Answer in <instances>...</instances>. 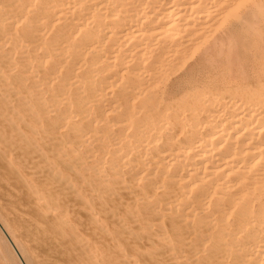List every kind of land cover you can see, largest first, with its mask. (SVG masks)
<instances>
[{
  "label": "bare ground",
  "instance_id": "obj_1",
  "mask_svg": "<svg viewBox=\"0 0 264 264\" xmlns=\"http://www.w3.org/2000/svg\"><path fill=\"white\" fill-rule=\"evenodd\" d=\"M229 3L0 0L11 261L264 264V80L227 77L264 17Z\"/></svg>",
  "mask_w": 264,
  "mask_h": 264
},
{
  "label": "rangeland",
  "instance_id": "obj_2",
  "mask_svg": "<svg viewBox=\"0 0 264 264\" xmlns=\"http://www.w3.org/2000/svg\"><path fill=\"white\" fill-rule=\"evenodd\" d=\"M249 55L251 56L250 58H248ZM257 56L258 58H256ZM259 57L261 58L259 59ZM247 58H248L247 59L248 61L247 69L248 70L242 69L240 70V72H236L234 75L232 74L227 75V77H232L229 81L230 84H236V85L242 86V83L244 82L243 84H245L246 82L247 89H248L250 85H252V81H254L253 84H256L257 82L262 81V79L264 80V74H263L264 73V66H263L264 65V53H260V55L256 53L247 54ZM246 71L247 72L249 71V72L247 73ZM224 73H226V71L221 72V74H224ZM1 242L5 244L4 241L2 240V235L0 234V264H13L15 260L12 259L13 262L10 260L13 257L10 258L11 255L8 256L10 252H9L7 245H3Z\"/></svg>",
  "mask_w": 264,
  "mask_h": 264
},
{
  "label": "snow or ice",
  "instance_id": "obj_3",
  "mask_svg": "<svg viewBox=\"0 0 264 264\" xmlns=\"http://www.w3.org/2000/svg\"><path fill=\"white\" fill-rule=\"evenodd\" d=\"M226 6L231 9L235 19H246L257 9L264 17V0H231Z\"/></svg>",
  "mask_w": 264,
  "mask_h": 264
}]
</instances>
